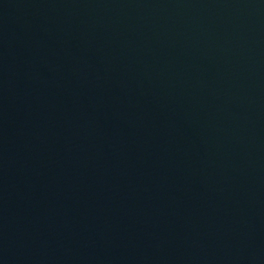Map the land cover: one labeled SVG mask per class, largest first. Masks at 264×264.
I'll use <instances>...</instances> for the list:
<instances>
[{"label": "water", "instance_id": "water-1", "mask_svg": "<svg viewBox=\"0 0 264 264\" xmlns=\"http://www.w3.org/2000/svg\"><path fill=\"white\" fill-rule=\"evenodd\" d=\"M0 264H264V0H0Z\"/></svg>", "mask_w": 264, "mask_h": 264}]
</instances>
